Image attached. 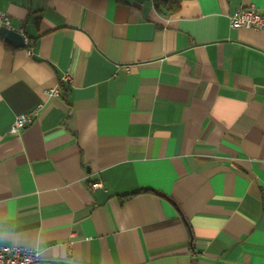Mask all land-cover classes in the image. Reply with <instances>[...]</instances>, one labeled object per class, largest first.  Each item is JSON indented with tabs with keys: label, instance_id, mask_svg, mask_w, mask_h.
Here are the masks:
<instances>
[{
	"label": "crops",
	"instance_id": "obj_1",
	"mask_svg": "<svg viewBox=\"0 0 264 264\" xmlns=\"http://www.w3.org/2000/svg\"><path fill=\"white\" fill-rule=\"evenodd\" d=\"M249 6L264 0L173 15L0 0L28 37L0 34V246L60 264H264V28L229 18Z\"/></svg>",
	"mask_w": 264,
	"mask_h": 264
},
{
	"label": "built area",
	"instance_id": "obj_2",
	"mask_svg": "<svg viewBox=\"0 0 264 264\" xmlns=\"http://www.w3.org/2000/svg\"><path fill=\"white\" fill-rule=\"evenodd\" d=\"M229 18L230 25L233 28H264V9H259L256 6L239 7L229 16ZM2 26L14 28L6 13L0 14V27ZM18 30L25 35V40H28L24 31L22 29ZM29 52L31 53L30 50ZM67 78L70 79L69 76H67ZM52 91L54 93L60 92L58 88H55ZM41 106L42 105L37 106L31 112L19 115L11 126L10 132L19 134L24 127L32 124L40 113ZM99 185H101V183H94L95 187ZM74 235L75 233L72 234V236ZM39 261H42V257L40 251L36 248H21L13 245L0 246V264H33Z\"/></svg>",
	"mask_w": 264,
	"mask_h": 264
},
{
	"label": "water",
	"instance_id": "obj_3",
	"mask_svg": "<svg viewBox=\"0 0 264 264\" xmlns=\"http://www.w3.org/2000/svg\"><path fill=\"white\" fill-rule=\"evenodd\" d=\"M0 34L17 46H24L26 44L25 35L16 28H9L6 26H2L0 27ZM33 264H60V263L51 262V261H39Z\"/></svg>",
	"mask_w": 264,
	"mask_h": 264
},
{
	"label": "trees",
	"instance_id": "obj_4",
	"mask_svg": "<svg viewBox=\"0 0 264 264\" xmlns=\"http://www.w3.org/2000/svg\"><path fill=\"white\" fill-rule=\"evenodd\" d=\"M183 1L184 0H154V5L160 13L173 15L180 10ZM63 87L65 86L63 85Z\"/></svg>",
	"mask_w": 264,
	"mask_h": 264
}]
</instances>
